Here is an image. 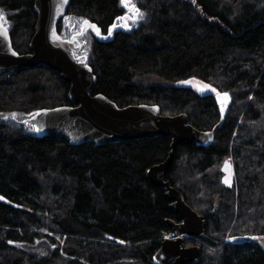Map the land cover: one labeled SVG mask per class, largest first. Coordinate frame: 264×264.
Instances as JSON below:
<instances>
[{
    "label": "trees",
    "instance_id": "16d2710c",
    "mask_svg": "<svg viewBox=\"0 0 264 264\" xmlns=\"http://www.w3.org/2000/svg\"><path fill=\"white\" fill-rule=\"evenodd\" d=\"M134 4L141 20L121 30L114 28L126 13L121 0H70L57 32L63 38L66 17L94 26L79 58L96 77L92 95L120 108L157 105L162 115L184 114L193 128L209 131L221 119L213 93L198 95L153 78L195 77L227 94L212 145H178L165 180L204 217L210 241L185 240L200 245L197 264H264V250L251 243L264 237V0ZM33 6L34 0H0L12 47L21 55L30 53ZM68 90L49 68L6 71L0 117L71 105ZM21 127L0 122V197L7 201H0V264H154L164 236L173 234L167 220L179 219L164 190L144 173L165 161L171 139L71 145ZM226 162L234 172L231 187L221 178ZM35 244L49 253L33 252Z\"/></svg>",
    "mask_w": 264,
    "mask_h": 264
},
{
    "label": "water",
    "instance_id": "95a60500",
    "mask_svg": "<svg viewBox=\"0 0 264 264\" xmlns=\"http://www.w3.org/2000/svg\"><path fill=\"white\" fill-rule=\"evenodd\" d=\"M69 3L70 0H34L37 20L28 54L21 55L13 49L9 32L0 25V75L6 71L16 74L24 69L44 67L58 73L61 80L69 85L67 98L71 105L38 110L24 119L23 123L32 126L37 137L59 136L71 145L91 142L100 146L158 136L170 138L171 151L168 157L164 162L147 169L144 176L155 187L164 190L170 202L169 207L177 213L179 222L167 220L173 237L162 240L152 262L197 264L200 247L185 246V238L210 241L205 235L204 217L186 204L183 195L165 177L173 159V151L178 145L194 143L204 148L212 145L216 130L223 121L225 105L222 104L219 123L209 131H199L188 123L184 114L165 116L157 105L147 104L120 108L104 95H92L96 83L93 70L83 62H78L74 56V52L79 50V42L75 38L84 34L86 25L80 34L70 40L61 38L57 32V24L65 17ZM213 94L216 95V92ZM221 171L224 174L223 184L231 187L234 175L231 165L224 163ZM0 201L7 203L2 197Z\"/></svg>",
    "mask_w": 264,
    "mask_h": 264
},
{
    "label": "rangeland",
    "instance_id": "374dc122",
    "mask_svg": "<svg viewBox=\"0 0 264 264\" xmlns=\"http://www.w3.org/2000/svg\"><path fill=\"white\" fill-rule=\"evenodd\" d=\"M134 1L135 0H126V3L133 5L134 8L137 9L135 4H134ZM122 4L126 10V13L122 17L117 19V21L115 22L114 28L115 29H121V30H124V29L130 30L134 26H136L137 23L141 20L140 19L141 16L136 17V15L134 14V8L126 7L124 3H122ZM8 15H9L8 12H5V14H2V18H0V25L1 24L4 25L9 30V28H10L9 24L10 23H8V21L6 20V16L8 17ZM84 25H85L84 20H76L75 18L66 17V19L64 20V23L62 25V33L61 34H62L64 39L70 40V38H72L74 35H78L81 33ZM85 30H86V34H84L82 36L83 38H81L79 40L82 47L79 49V51L76 54V60L78 62L82 61L79 57L85 56V53L87 50V46H86V44H87L86 40L87 39L85 38V36L87 35L88 31H91V30L88 28V26H87V28H85ZM97 30L98 29H95V33L100 34L99 30L97 33ZM153 79H154L155 83L160 84V85H172L174 87L192 89L198 95H207V94L213 93L214 91L216 92V90L212 87V85H210L209 83L203 82V81H201L195 77H191V78H187V79H183V80H178V81L172 82V83L167 82V81H165L161 78H158V77H154ZM204 86H208V87H204ZM213 89H214V91H213ZM215 96H216L217 101H219L221 107H222V104L225 105V108L228 106L229 99L225 103L223 94L216 92ZM26 118L27 117H25V115H21L20 113L9 114V115L7 114V115H3L0 117V122H3L4 124L8 125L9 127L17 126L19 128H22L21 123H23V120ZM24 130H26V128H24ZM227 161H229V160H227ZM229 162H226V163H229ZM223 176H224V174L222 173L221 178H223ZM171 237H173L172 234H168L167 236L166 235L164 236V238H171ZM261 240L263 241L262 245H264V239H261ZM35 245H37V244H35ZM31 250L35 253H38V254L49 253V247L44 246V245H37L35 247L32 246ZM209 251H211V248H209Z\"/></svg>",
    "mask_w": 264,
    "mask_h": 264
},
{
    "label": "flooded vegetation",
    "instance_id": "af4514ba",
    "mask_svg": "<svg viewBox=\"0 0 264 264\" xmlns=\"http://www.w3.org/2000/svg\"><path fill=\"white\" fill-rule=\"evenodd\" d=\"M173 235V234H172ZM189 238V237H188ZM187 239V237L185 238V240ZM196 239H198V238H196ZM259 239V238H258ZM257 238H255L254 240H251V243L252 244H258L259 246H260V248L261 249H263L264 250V245H262V240L261 239H264V237H261V239H259L258 240ZM198 240H200V239H198ZM202 241V240H201ZM231 241H233V240H231ZM244 241H246V240H243L242 239V241L241 240H236V241H234V243L235 244H241L242 242H244ZM225 242H227V240L225 241ZM185 246H187V247H191V246H198V247H200V245H195V244H191V245H188V243L186 242V244H185ZM200 249H201V247H200Z\"/></svg>",
    "mask_w": 264,
    "mask_h": 264
},
{
    "label": "snow or ice",
    "instance_id": "6c2138e0",
    "mask_svg": "<svg viewBox=\"0 0 264 264\" xmlns=\"http://www.w3.org/2000/svg\"><path fill=\"white\" fill-rule=\"evenodd\" d=\"M122 3H124L126 7L134 8L133 5L126 3V0H122ZM134 14L136 15V17H139V16L141 15V13L139 12V9H135V8H134ZM0 18H2V14H0ZM84 23H85V24H88L87 21H85ZM90 27H93V28H94V26H91V25H90ZM5 31H6V30H5ZM97 33H98V30H97ZM204 87H208V86H204ZM213 91H214V89H213ZM223 95H224V102L226 103L227 100L229 99V97L227 96L226 93L223 94Z\"/></svg>",
    "mask_w": 264,
    "mask_h": 264
}]
</instances>
